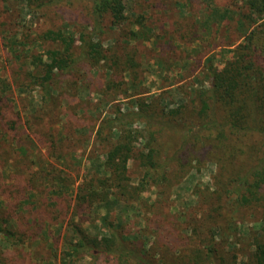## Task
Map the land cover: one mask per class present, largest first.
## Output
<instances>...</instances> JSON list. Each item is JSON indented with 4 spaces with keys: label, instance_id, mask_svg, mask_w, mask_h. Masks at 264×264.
Returning a JSON list of instances; mask_svg holds the SVG:
<instances>
[{
    "label": "rangeland",
    "instance_id": "obj_1",
    "mask_svg": "<svg viewBox=\"0 0 264 264\" xmlns=\"http://www.w3.org/2000/svg\"><path fill=\"white\" fill-rule=\"evenodd\" d=\"M90 12L91 6L85 0H50L35 11L21 0H0V98L5 104L3 119L8 127H14L7 138H0V209L13 213L9 208H18L17 226H24L33 238L25 244L24 254L38 257L34 264H58L52 253L61 229L57 221L64 219L59 215L58 204L66 198L73 207L78 186L92 172H100L105 152L118 143L115 130L108 141L100 142L96 135L100 124L106 118H118L119 110L128 113L127 119L132 122L125 130L136 140L135 152L144 153L147 151L143 149L142 138L149 133L134 117L133 112L139 106L146 111L159 106L169 114L188 104L191 107L188 117L183 114L171 122L181 129L185 128L182 125L185 122L190 127L199 124L205 120V116L199 115L201 108L210 105L206 97L209 68L223 69L234 58V49L255 28L244 0H125L126 22L115 27L105 23L102 33L92 31ZM47 27L71 32L76 38L77 57L87 44L82 38L99 40L106 52L111 47V55L105 62H79L68 74L58 76L55 83L59 90L54 102L41 106V87L28 74L37 76L42 68L30 67L33 54L45 63L48 61L45 52L60 48L55 43L35 41ZM115 47L119 54L123 53L126 69L122 59L112 51ZM107 68L115 70L111 80V70ZM205 132L204 140L216 136ZM164 134L159 141L162 148H168L171 139L179 143L178 136ZM203 142L199 140L197 144ZM235 144L236 159L230 160L235 168L246 165L250 152L255 153L262 146L255 137L243 144L244 149L240 143ZM185 160L188 161L181 168L170 162L168 175L178 181L167 195L149 188L137 203H126L117 196L119 188L113 181L109 191L113 195L96 203L86 218L87 233L105 244L109 236L106 228L110 226L122 230L127 241L142 242L150 249L163 237L161 229L170 234L181 226V236H196L200 226L195 231V222H202L213 212L220 220L228 221L224 225L228 229L224 238L234 235L240 242L235 250L225 252L226 256L220 255L217 260L225 257L228 264H245L252 250L251 239L245 232L260 227L264 201L255 210L233 208L229 199L211 201L204 190L209 186L213 192L211 179L216 174L222 180L229 177L223 173V165L218 164V157L205 159L203 163L202 157L190 154L179 163ZM143 175L137 160L129 161L127 181L135 185ZM54 177H59L67 187L57 184L56 193L49 188L43 192L45 182ZM28 189L31 193L26 199L23 193ZM42 207L49 215L47 218L55 222L41 224V230L27 219L35 217ZM186 224L190 229L183 231Z\"/></svg>",
    "mask_w": 264,
    "mask_h": 264
},
{
    "label": "trees",
    "instance_id": "obj_2",
    "mask_svg": "<svg viewBox=\"0 0 264 264\" xmlns=\"http://www.w3.org/2000/svg\"><path fill=\"white\" fill-rule=\"evenodd\" d=\"M21 1L35 11L50 0ZM85 1L91 6V12L88 14L92 21L90 26L92 31L102 33L105 23L109 22L115 27L122 26L127 20L125 0ZM244 5L255 28L250 30L244 41L234 49V58L228 61L223 69L209 68L210 86L206 91V97L210 105L207 107L205 104L199 113L202 117L205 116V120H200L199 124H193L191 127L185 122L182 124L185 128L181 129L172 122H176L175 118L178 116L182 118L183 114L188 117L190 105L186 104L184 109L171 110L169 114L159 106L150 111L139 106L133 114L149 133L142 138L146 153L135 152L133 144L136 140L130 131L125 130L129 121L132 122L127 119L128 113L119 110L118 118L109 117L100 124L96 132L100 142L108 141L115 130L119 138L118 143L105 152L100 172H92L90 178L78 186L73 198V207H70L71 201L66 198L61 199L58 204L59 215L64 217L62 222L57 221L61 229L54 241L55 252H52L58 264H216L218 256H226L225 252L233 251L240 245L239 239L234 235L224 238L223 235L228 233L224 225L228 221L220 220L213 212L203 218L202 222H195V231L197 226H200L196 236L183 234L181 236L179 233L181 226L170 234L161 229L160 234H163V237L157 239L154 247L150 249L142 242L127 241L122 230L110 226L106 228L109 232L108 239L102 244L100 240L87 233L84 224L96 203L105 202L113 195V192H109L113 187V181H116L119 188L117 196L123 198L126 203H137L149 188H156L160 195L169 194L168 191H172L178 181L168 175L169 167L172 163H175L177 168L184 167L188 160L182 163L179 161L190 154L202 157L203 163L205 159L218 157V164L223 165V173L229 175L222 180L216 174L211 179L213 192L209 186L204 189L205 195H208L207 198L210 197L211 201L229 199L231 207L247 209L249 207L248 210H255V207L264 201V0H244ZM92 39H81L87 44L77 57L74 54L76 38L71 32L47 27L38 34L36 42L40 44L51 42L60 47L45 52L44 55L48 59L45 63L41 62V57L34 54L30 60L29 65L33 69L36 70L39 65L42 67L37 76L33 73L32 76L28 74L30 79L41 87V106L54 102L55 92L59 90L55 83L58 76L68 74L79 62L86 60L90 64L93 60L105 62L108 54L111 55V47L106 52L99 40ZM112 51L117 53L119 60L124 59L123 53L119 54L117 47ZM123 59L122 66L126 69ZM107 69L111 70L109 74L111 80L115 70ZM4 105L3 99L0 98V138H7L9 130L14 129L8 127V122L3 119ZM206 130L216 135L213 136L214 139L204 140ZM164 132L178 136L179 143L176 139H171L167 143L168 148H162L159 141L164 137ZM250 137H255V141L262 144L259 150H255L259 153L250 152L246 165L233 167V161L231 163L230 160L231 157L236 159L235 143H240L244 149L243 144ZM9 139L15 140L16 137ZM199 140L204 142L197 144ZM190 141L194 144H190ZM225 141L234 144H224ZM133 160H137L144 171V175L135 185L127 181L128 163ZM9 180L12 181L11 178ZM57 184L67 187L59 177H54L53 180L45 182L43 192L49 188L52 193H56ZM30 193L31 190L28 189L23 195L28 199ZM64 194L66 192L60 193L58 197ZM144 203L150 205L148 201ZM9 209L13 213L0 209V264H34L38 257L34 258L30 253L24 254L25 244L29 238L31 240L33 238L27 234L24 226H17L18 208ZM46 215L48 213L42 207L40 211L35 212V217L27 220L34 221L42 230L41 224L45 226L49 221L50 225H53L55 222ZM58 218L59 216L56 219ZM189 229L190 226L186 224L183 231ZM245 233L250 237L252 247L245 264H264V220H261L258 229L251 227ZM231 236L234 238H230ZM162 239L166 240L165 244ZM218 264H228V261L225 257L220 258Z\"/></svg>",
    "mask_w": 264,
    "mask_h": 264
}]
</instances>
